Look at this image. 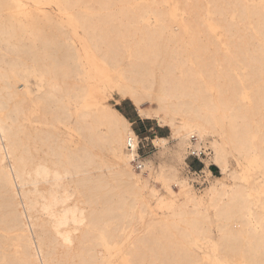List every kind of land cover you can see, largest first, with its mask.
<instances>
[{
    "label": "bare ground",
    "instance_id": "obj_1",
    "mask_svg": "<svg viewBox=\"0 0 264 264\" xmlns=\"http://www.w3.org/2000/svg\"><path fill=\"white\" fill-rule=\"evenodd\" d=\"M166 1L0 0V264H101L103 239L117 242L151 206L154 189L126 149L128 139L136 146L131 123L108 103L87 108L99 86L84 56L87 72L113 78L118 102L130 100L179 142L189 138L187 152L210 136L221 174H235L236 153L259 158L264 176V0H172L169 11ZM46 3L78 32L83 53ZM25 64L41 74L34 98L21 89ZM78 92L87 97L72 109L66 94ZM178 183L183 200L161 199L162 214L118 264H195L190 243L203 235H214L230 264H264V220L241 185L206 188L213 230L188 183Z\"/></svg>",
    "mask_w": 264,
    "mask_h": 264
},
{
    "label": "rangeland",
    "instance_id": "obj_2",
    "mask_svg": "<svg viewBox=\"0 0 264 264\" xmlns=\"http://www.w3.org/2000/svg\"><path fill=\"white\" fill-rule=\"evenodd\" d=\"M52 4L54 3H50L49 6L46 3L45 7L49 10L52 9V13L54 11L56 17L63 22L62 24L67 33L71 36L73 43L79 48V51L83 53L84 49H81L82 51L80 50V48L84 46L83 39L78 32L74 33L73 26L67 21L66 16L63 13H58L57 6ZM165 7L167 11H169V9L171 10L173 8V1L167 0ZM183 15L184 11L179 9L177 10L175 19L179 21ZM146 18L148 19L149 24L153 25L156 23V19L149 13L146 14ZM203 18L211 19V15H204ZM219 32V30H216V33ZM127 50L130 52L131 46H128ZM49 60H52V58ZM88 62V57H82L80 62L82 69L84 70L85 75L89 76L96 82L99 86V90L96 92L93 91L88 97L83 92H78L74 96L71 93L66 94V96L71 99L70 107L74 109L76 104L81 101L83 102L87 97L91 101L87 105L88 109H94L96 103H108L124 115L131 123L133 131H135L142 139L139 150L141 161L143 163V169L141 171H144L145 169V172H142V175L148 179L149 188L154 189V195L150 199V208H148L141 217L135 220V223L133 224L134 226L124 230L125 232L117 242L107 244L106 240L103 239L102 242L105 246L104 257L101 264H118L126 257L129 247L136 240L138 235L142 234L147 229L148 222L157 220L162 214L163 209L159 206L161 199L168 200L173 204H178L183 200L182 195H177L180 190L178 181L181 180H185L188 183L189 191L193 193L197 201L206 210L210 227L213 230H215L216 219L214 216L212 201L206 188L214 183H224L230 186L241 185L248 193V198L251 202V212L259 213L261 220H264V176L261 172V161L259 158L254 156H238L236 153H232L229 156V163L235 174L233 176L221 174L213 160L214 152L211 146L210 136H204L202 138L203 141L200 146L209 149L210 153L206 156L203 154L199 155L200 159H202L201 161L195 156H187L189 138L183 143L179 142L171 137L170 128L159 125L156 119H145L142 116H139L136 107L130 100L126 99L118 102L117 99H115L113 90L108 86L110 83H113V78L108 77V79L103 80L100 75L87 72L84 63H87L86 65H88ZM18 71L21 76V89L34 98V96L41 92L42 78L39 70L34 64H25L20 66ZM31 105H35V102H31ZM151 106V104L146 103L143 107L151 109ZM249 136L253 137L254 133L250 132ZM160 138H164L165 140L162 142ZM196 141L197 136L194 134V136L190 138V142L192 144ZM103 159L106 162L111 163L112 158L109 154L104 153ZM144 164H148L149 167L147 169L144 168ZM206 166L212 170V174L208 170V173L211 174V176L208 175L206 183L198 186L191 180V177L194 171H197L198 174L200 173L199 170L205 171ZM134 171L138 173L141 172L138 170ZM166 179H171L170 186L175 192V196H171L167 193ZM136 227L139 229L135 230ZM253 227L255 229L260 228V223L255 222ZM190 246L199 256V259L195 264H230L226 259L219 257L215 246L214 235L208 237L207 235H203L201 238H195L190 243ZM238 264L247 263L242 261Z\"/></svg>",
    "mask_w": 264,
    "mask_h": 264
},
{
    "label": "built area",
    "instance_id": "obj_3",
    "mask_svg": "<svg viewBox=\"0 0 264 264\" xmlns=\"http://www.w3.org/2000/svg\"><path fill=\"white\" fill-rule=\"evenodd\" d=\"M141 140L142 139L136 133V136H135V142H136L135 145L136 146H134V140H132V139H128L127 145H126V149L129 150L130 152H132V154H133V157L131 159V166L134 170H138V171H141L143 169V163L141 161V155L139 154ZM209 153H210L209 149H206L202 146V148L198 152L189 148L188 152H187V156H195V157H197L198 160L201 161L202 159H200L199 155L203 154L204 156H206ZM199 172L200 173L198 174L197 171H194V173L191 177V180L198 186L202 185L203 183H206V181H207L206 178L208 176L204 170H199ZM211 172H212V170H211Z\"/></svg>",
    "mask_w": 264,
    "mask_h": 264
}]
</instances>
